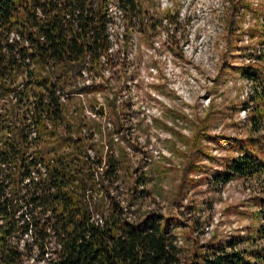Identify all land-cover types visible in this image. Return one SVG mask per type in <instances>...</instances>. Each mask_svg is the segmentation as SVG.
Segmentation results:
<instances>
[{
	"label": "trees",
	"instance_id": "obj_1",
	"mask_svg": "<svg viewBox=\"0 0 264 264\" xmlns=\"http://www.w3.org/2000/svg\"><path fill=\"white\" fill-rule=\"evenodd\" d=\"M229 2L228 48L248 32L257 49L255 63L240 68L252 86L243 102L249 133L214 176L222 185L264 175V0L260 8ZM248 12L256 22L245 28ZM164 22L173 13L161 0H0V264H24V236L48 264H264V182L253 229L188 260L162 215L130 220L110 193L109 182L130 171L127 149L116 153L111 136L120 116L107 139L97 119L104 107L85 101L75 82L103 77L117 55H128L136 26L152 36ZM107 99L117 107V94Z\"/></svg>",
	"mask_w": 264,
	"mask_h": 264
},
{
	"label": "rangeland",
	"instance_id": "obj_2",
	"mask_svg": "<svg viewBox=\"0 0 264 264\" xmlns=\"http://www.w3.org/2000/svg\"><path fill=\"white\" fill-rule=\"evenodd\" d=\"M253 1L260 8L262 0ZM161 3L162 9L172 8L174 22H164L152 36L136 26L128 55H117L103 77L85 73L75 83L76 89L84 87L81 98L104 107L106 115L97 119L105 137L120 116L111 136L116 153L127 149L130 171L109 182L114 201L130 220L149 212L162 215L188 260L207 244L245 235L259 222L253 212L264 175L223 185L214 180L225 160L238 151L242 142L236 139L249 133L243 102L252 86L240 68L255 63L249 54L257 41L246 32L235 38L237 48H228L229 0ZM241 20L248 28L256 17L248 12ZM116 94L115 108L107 98ZM87 115H92L89 110ZM143 175L145 184L132 189L135 178ZM26 241L31 243L28 236L18 242L25 253L23 263L48 264L37 246H24ZM49 246L54 248V243ZM48 255L55 256L51 251Z\"/></svg>",
	"mask_w": 264,
	"mask_h": 264
},
{
	"label": "built area",
	"instance_id": "obj_3",
	"mask_svg": "<svg viewBox=\"0 0 264 264\" xmlns=\"http://www.w3.org/2000/svg\"><path fill=\"white\" fill-rule=\"evenodd\" d=\"M95 219L98 223H103V217L99 214V215H95Z\"/></svg>",
	"mask_w": 264,
	"mask_h": 264
}]
</instances>
